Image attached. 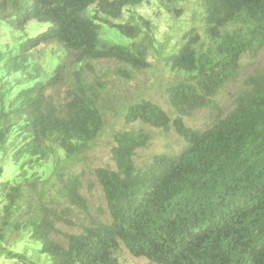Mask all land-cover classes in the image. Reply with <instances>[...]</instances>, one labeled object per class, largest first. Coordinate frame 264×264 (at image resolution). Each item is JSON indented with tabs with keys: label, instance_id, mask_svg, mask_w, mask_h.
Segmentation results:
<instances>
[{
	"label": "trees",
	"instance_id": "16d2710c",
	"mask_svg": "<svg viewBox=\"0 0 264 264\" xmlns=\"http://www.w3.org/2000/svg\"><path fill=\"white\" fill-rule=\"evenodd\" d=\"M149 1L0 0V252L12 264H119L123 248L153 264H264V66L216 112L264 47V0H199L203 28L179 26L177 39L141 10ZM156 1L181 16L184 0ZM151 59L171 76L169 110L117 104L110 79L131 81ZM107 119L128 126L92 172L107 216L76 222L88 213L76 167ZM154 129L184 146L139 164Z\"/></svg>",
	"mask_w": 264,
	"mask_h": 264
},
{
	"label": "rangeland",
	"instance_id": "374dc122",
	"mask_svg": "<svg viewBox=\"0 0 264 264\" xmlns=\"http://www.w3.org/2000/svg\"><path fill=\"white\" fill-rule=\"evenodd\" d=\"M156 0H150L144 3L141 10L144 11L151 18L155 17V20L159 22L161 31H174L175 33L170 37L172 39H177L179 34V26L188 25L195 26L196 29L201 30L203 28L201 23V9L199 0H184L183 3L179 5L182 10V14L178 18L168 17L165 13L164 8L156 5ZM35 23L30 25V30L38 31L44 28L43 25L34 26ZM46 26V25H45ZM103 35L107 39L114 41L124 40L115 30L110 28L103 30ZM152 68L147 69L139 74H136L135 78L131 81L122 83L117 79H110L109 86L110 90L115 96V100L120 99V97H125L128 100H140V98H147L154 102L161 104L165 110H169V104L167 102V87L170 84L171 76L167 74L159 63H156L154 59L150 60ZM264 66V47L261 52L252 59L245 57L243 59V71L240 78L220 96L218 101V107L216 112L221 114L225 113L227 110L231 109L233 105L234 96L239 93L245 86V78L250 74L254 67ZM118 104V102H117ZM115 104V107H117ZM202 114V113H200ZM196 115L197 122L207 123L208 120L213 117L214 112H206L205 115ZM110 120V119H107ZM191 125H195L192 119L189 120ZM109 126L104 134L95 142V147L92 152L86 154L76 170L80 171L83 175H86L85 186L83 188V194L87 198L88 213L81 214V218L77 219L76 222H83L90 219L92 216H107L106 202L101 195L99 186L92 176V172L96 167H104L106 165L112 164L110 159V147L112 145L111 133L112 130L118 129L119 127H128L118 122H113L110 120L108 122ZM152 140L150 145L146 149H141L137 152V158L147 160L151 154L157 152H169L177 153L183 146L184 141L180 136H178L173 130L169 133L163 130L154 129L152 131ZM44 170L43 167L40 168ZM62 230H68L69 228H64L61 226ZM20 241V240H19ZM18 241V242H19ZM27 242V238L24 237V243ZM23 242L18 243L15 248L23 249ZM119 264H153L144 257H135L131 255L126 249H122L119 253ZM0 264H12V261L7 258V256L0 252Z\"/></svg>",
	"mask_w": 264,
	"mask_h": 264
},
{
	"label": "clouds",
	"instance_id": "9594fccd",
	"mask_svg": "<svg viewBox=\"0 0 264 264\" xmlns=\"http://www.w3.org/2000/svg\"><path fill=\"white\" fill-rule=\"evenodd\" d=\"M104 29H105V28H104ZM104 29H103V30H104Z\"/></svg>",
	"mask_w": 264,
	"mask_h": 264
}]
</instances>
